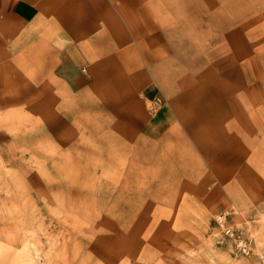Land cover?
<instances>
[{
    "label": "rangeland",
    "instance_id": "obj_1",
    "mask_svg": "<svg viewBox=\"0 0 264 264\" xmlns=\"http://www.w3.org/2000/svg\"><path fill=\"white\" fill-rule=\"evenodd\" d=\"M123 5L140 16L126 32L156 33L168 83L216 118L209 181L160 200L154 152L102 137L84 90H14L0 97V264H264V122L251 115L264 107V0Z\"/></svg>",
    "mask_w": 264,
    "mask_h": 264
},
{
    "label": "crops",
    "instance_id": "obj_2",
    "mask_svg": "<svg viewBox=\"0 0 264 264\" xmlns=\"http://www.w3.org/2000/svg\"><path fill=\"white\" fill-rule=\"evenodd\" d=\"M123 4L0 0V97L29 88L68 89L71 95L84 90L90 106L101 105L88 112L91 121H101L100 135L116 138L122 152H154L158 198L172 199L173 192L190 186L194 191L209 181L202 138L213 128L207 122L216 118L199 107L203 100L188 92L179 95L168 83L165 57L171 54L162 53L155 32L151 43L140 32H126L125 25L140 24V16H126ZM81 66L88 67V79L80 74ZM160 95L164 104L151 111ZM229 101L230 112H236L237 98ZM255 112L252 117L264 122V107ZM137 164L133 160L128 166Z\"/></svg>",
    "mask_w": 264,
    "mask_h": 264
}]
</instances>
